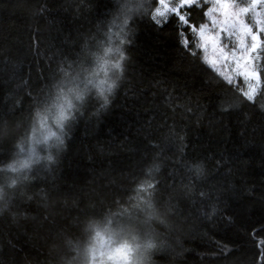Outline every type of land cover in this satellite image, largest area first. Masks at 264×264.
I'll return each instance as SVG.
<instances>
[{"label":"trees","instance_id":"obj_1","mask_svg":"<svg viewBox=\"0 0 264 264\" xmlns=\"http://www.w3.org/2000/svg\"><path fill=\"white\" fill-rule=\"evenodd\" d=\"M151 10L152 0H0V264H75L93 229L120 216L155 242L147 264H222L209 241L227 243L230 187L248 197L233 201L248 235L227 244L229 264H264V235L253 236L264 222V96L255 109L219 97L170 26L146 19ZM113 34L117 59H129L105 106L107 82L86 88L81 74L107 61ZM68 98L77 102L61 131L67 147L46 151L56 163L11 169Z\"/></svg>","mask_w":264,"mask_h":264},{"label":"snow or ice","instance_id":"obj_2","mask_svg":"<svg viewBox=\"0 0 264 264\" xmlns=\"http://www.w3.org/2000/svg\"><path fill=\"white\" fill-rule=\"evenodd\" d=\"M248 15L254 18L252 24L246 22ZM146 19L157 31L170 26L178 50L189 58L191 66L214 81L215 87L224 89L219 97L231 96L241 106L255 109L257 100L264 96V0H153L151 15ZM209 48L212 58H202L201 53H207ZM217 107L222 116L231 114L224 99ZM260 111L264 115V106ZM55 119L58 125L63 123L62 107ZM260 131L264 134V127ZM172 137L175 138V133ZM145 139L148 145L159 146L153 143L151 134L146 133ZM246 198L231 187L224 193L223 219L227 223L219 239L227 243L209 241L210 245L214 244L215 259L222 264H229V258L234 255L227 244L247 238V228L241 223L243 211L233 203ZM258 223L259 228H253V236L264 235V222Z\"/></svg>","mask_w":264,"mask_h":264},{"label":"rangeland","instance_id":"obj_3","mask_svg":"<svg viewBox=\"0 0 264 264\" xmlns=\"http://www.w3.org/2000/svg\"><path fill=\"white\" fill-rule=\"evenodd\" d=\"M209 6H211L210 3ZM245 19L249 24L254 22V18L251 15H248ZM113 36L118 43L112 46V41H109V45L102 52L104 55L107 54L105 56L107 61L100 67H95L94 71L89 70L81 74L86 88L92 85L100 86L115 78L117 73L114 65L119 61L117 52L119 53L120 51L122 37L114 34L110 37ZM203 55L212 58L213 53L209 48L208 52L203 53ZM90 74L91 76H89ZM69 102L72 108L77 100L72 102L68 98V102L64 106H58L55 111L50 113V116L47 115L34 128L21 147L16 164L11 169L17 166L15 170L18 171L25 163L29 164L34 161L37 154L41 156L46 154V151L49 150L46 145L51 140L49 133L58 131L56 128V114L61 107L66 112V106ZM129 228L137 229L134 227L132 220L130 221L129 218L126 219L122 216L113 218L98 227L101 230L100 236L94 239L92 234L90 240L80 249V259H77L78 261L75 264H147L149 255L155 250L156 244L151 237H143L137 231Z\"/></svg>","mask_w":264,"mask_h":264},{"label":"clouds","instance_id":"obj_4","mask_svg":"<svg viewBox=\"0 0 264 264\" xmlns=\"http://www.w3.org/2000/svg\"><path fill=\"white\" fill-rule=\"evenodd\" d=\"M152 6H153V0H152ZM128 23H131V18H129L127 20ZM127 59H129L127 53L121 51L120 52V56H119V61L114 65L116 68V73L117 76L116 78L112 79L111 81L107 82L106 88L103 91H99V95H100V100L102 102L103 105H108L110 103L109 99L107 98V96L104 95V92H107L109 94H112L116 89L119 88V84L121 79L124 77L125 75V65H124V61H126ZM67 110L65 112V119L63 121L66 122L67 120L72 118V113H71V103L69 102L68 105L66 106ZM63 123L58 125L56 122V128L58 129V131L53 132L51 134V140L50 143H48L46 145V148H59V147H64L66 149L67 145L64 141V139L61 136V131L63 129ZM37 160H44L47 162V164L49 165H54L56 163V156L54 154H51L50 152H46L45 155L41 156L39 154H37L36 156ZM25 167L28 166L27 163H25L24 165ZM194 167L197 168L198 171H203V165L202 163H198L197 165H194ZM101 234V230L98 228H94L93 229V238L96 239L100 236Z\"/></svg>","mask_w":264,"mask_h":264}]
</instances>
